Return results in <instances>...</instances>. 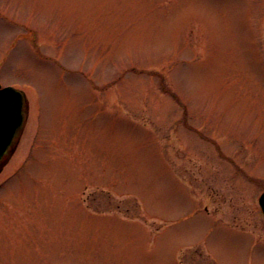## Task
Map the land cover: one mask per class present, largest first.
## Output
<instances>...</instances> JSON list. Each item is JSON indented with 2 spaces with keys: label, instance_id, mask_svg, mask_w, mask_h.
Masks as SVG:
<instances>
[{
  "label": "rangeland",
  "instance_id": "374dc122",
  "mask_svg": "<svg viewBox=\"0 0 264 264\" xmlns=\"http://www.w3.org/2000/svg\"><path fill=\"white\" fill-rule=\"evenodd\" d=\"M0 264H264V0H0Z\"/></svg>",
  "mask_w": 264,
  "mask_h": 264
},
{
  "label": "water",
  "instance_id": "95a60500",
  "mask_svg": "<svg viewBox=\"0 0 264 264\" xmlns=\"http://www.w3.org/2000/svg\"><path fill=\"white\" fill-rule=\"evenodd\" d=\"M27 116V99L24 92L12 87H0V171L15 151ZM258 203L264 222V192Z\"/></svg>",
  "mask_w": 264,
  "mask_h": 264
}]
</instances>
